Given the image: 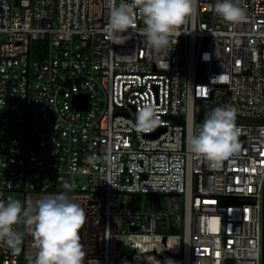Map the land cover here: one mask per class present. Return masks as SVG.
<instances>
[{"label": "built area", "instance_id": "built-area-1", "mask_svg": "<svg viewBox=\"0 0 264 264\" xmlns=\"http://www.w3.org/2000/svg\"><path fill=\"white\" fill-rule=\"evenodd\" d=\"M215 2L194 0L157 52L138 8L115 43L112 0H0V200L72 185L84 264H264V0H239L234 21ZM225 103L240 150L210 162L189 136ZM144 104L159 116L148 129ZM13 228L20 251L0 242V264H33L29 226Z\"/></svg>", "mask_w": 264, "mask_h": 264}, {"label": "clouds", "instance_id": "clouds-1", "mask_svg": "<svg viewBox=\"0 0 264 264\" xmlns=\"http://www.w3.org/2000/svg\"><path fill=\"white\" fill-rule=\"evenodd\" d=\"M139 9L143 20L141 33L150 47L167 52L173 38L181 34L180 25L194 11V0H112L106 26L108 37L123 43L128 29L136 27L133 10ZM216 14L230 21L245 12L239 0H216L209 5ZM206 58H207V54ZM159 67L167 68L163 62ZM237 109L228 103L209 107L199 125L189 136L192 152L210 162H218L240 150V130L236 126ZM159 123L157 110L151 104L140 107L136 127L148 129ZM94 160L95 157H88ZM75 171V169H73ZM65 191L45 195L26 204L19 199L0 200V242L20 251L22 234L13 225L23 220L29 226L37 247L33 264H84L86 255L80 242L79 229L85 220L84 209L70 195L72 185L65 182Z\"/></svg>", "mask_w": 264, "mask_h": 264}, {"label": "water", "instance_id": "water-1", "mask_svg": "<svg viewBox=\"0 0 264 264\" xmlns=\"http://www.w3.org/2000/svg\"><path fill=\"white\" fill-rule=\"evenodd\" d=\"M78 98L84 99V104L82 105V107L87 108V102H88L87 95L80 94V95L75 96V105H76V101ZM263 218H264V214H263ZM263 231H264V228H263ZM263 248H264V238H263ZM263 251H264V249H263ZM263 261H264V252H263Z\"/></svg>", "mask_w": 264, "mask_h": 264}, {"label": "rangeland", "instance_id": "rangeland-1", "mask_svg": "<svg viewBox=\"0 0 264 264\" xmlns=\"http://www.w3.org/2000/svg\"><path fill=\"white\" fill-rule=\"evenodd\" d=\"M163 232H165V231H163Z\"/></svg>", "mask_w": 264, "mask_h": 264}]
</instances>
